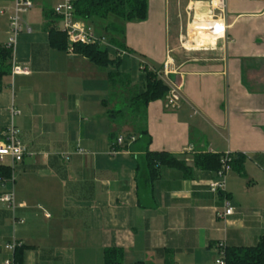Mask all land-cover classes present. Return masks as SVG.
Returning <instances> with one entry per match:
<instances>
[{
	"label": "crops",
	"instance_id": "0c3cea01",
	"mask_svg": "<svg viewBox=\"0 0 264 264\" xmlns=\"http://www.w3.org/2000/svg\"><path fill=\"white\" fill-rule=\"evenodd\" d=\"M40 1L0 83V144L14 126L25 149L21 162L5 159L12 179L0 184V264H103L106 248L121 249L125 264H215L219 243L255 246L264 237V0H225L223 17L209 0H147V19L124 26L128 56L110 69L137 68L142 90V67L161 72L169 61L164 83L179 87L181 100L175 110L150 102L141 122L121 127L109 111L128 97L113 100L108 68L50 45L49 29L61 25L49 2L33 13ZM8 37L7 17L0 45ZM15 66L27 73L13 74ZM139 128L149 151L190 167L186 177L161 166L144 204L139 153L128 140L112 153L109 140L135 141ZM203 153L242 154L244 175L230 170L224 194L212 192L216 172L194 167ZM8 194L13 205L1 200ZM223 196L233 213L219 218Z\"/></svg>",
	"mask_w": 264,
	"mask_h": 264
},
{
	"label": "trees",
	"instance_id": "16d2710c",
	"mask_svg": "<svg viewBox=\"0 0 264 264\" xmlns=\"http://www.w3.org/2000/svg\"><path fill=\"white\" fill-rule=\"evenodd\" d=\"M73 14L77 20L99 22L101 32L107 35L108 41L125 49L123 45L124 26L127 23L143 22L147 19V0H73ZM53 17L59 20L52 12ZM50 45L58 50L68 53V42L66 34L57 28L48 31ZM73 54L81 55L90 62L101 68H108V77L113 87L117 84L127 85L129 83L126 75H119L113 65L119 59L114 58L108 49H102L96 45L73 44ZM11 49L0 45V83L1 79L11 73ZM1 86V84H0ZM169 92L168 86L160 79L155 71L144 68V87L142 90H128L129 105L144 116L146 106L153 101L165 99ZM122 110L113 109L109 111V118ZM115 134L109 137L111 146L117 149ZM151 138L145 129H138V137L132 143L131 151L139 155L136 161V183L139 202L144 204L146 196L151 194L152 184L158 178L161 166H167L181 170L186 177L189 176L190 167L182 160L166 152H151L149 145ZM224 155L203 153L195 155L194 167L203 170L217 172L221 169V160ZM230 169L244 175L245 157L242 154L229 155ZM12 179V168L0 164V184ZM224 264H264V237L253 247H229L225 249ZM103 264H125L123 251L119 248H106L103 251ZM133 264H143L141 262Z\"/></svg>",
	"mask_w": 264,
	"mask_h": 264
},
{
	"label": "built area",
	"instance_id": "2783aa9c",
	"mask_svg": "<svg viewBox=\"0 0 264 264\" xmlns=\"http://www.w3.org/2000/svg\"><path fill=\"white\" fill-rule=\"evenodd\" d=\"M11 4V12L8 17V42L6 47L14 50L15 42L17 35H19L23 30H25L23 26L22 16L27 14L34 6V0H7ZM225 0H209L210 8L212 10H218L221 17H223V12L225 10ZM73 0H62L58 2L53 7V14L60 21V30L66 34L67 42H68V53H73V44H81V45H96L102 49H108L112 55L120 59L122 57L128 56V52L124 49L116 47L112 43L108 41V39L104 36L95 34L90 27L85 25L81 20H77L73 14ZM214 27V26H213ZM29 31V29H27ZM144 66L143 64H141ZM171 63L166 61L163 64L162 71L156 72L157 76L165 82L169 74H171ZM145 68V67H142ZM150 71H154L153 69H148ZM13 74H23L27 73L26 68H21L19 66H15L12 69ZM166 83V82H165ZM168 84V83H167ZM166 84V85H167ZM169 92L165 97V107L168 110H175L178 108L179 102L181 100L180 89L179 87L170 85L168 86ZM134 138L129 137L128 143H133ZM123 144V140L117 139L116 145L121 146ZM116 149L112 148V153H116ZM25 155V149L22 146L20 140L18 139V131L14 126H11L7 129V131L3 135V144H0V164L6 165L5 159L10 161V166H13L15 163H19L23 160ZM230 154H226L223 156L221 163V169L216 172L217 179L212 181L209 184V189L212 192L224 194L225 192V181L227 174L230 169ZM2 201L8 202L10 205H13V196L12 194H8L2 197ZM223 211L217 213V217L226 218L233 213V209L230 205L228 198L223 196ZM16 247L14 242L8 244L6 248L10 251H13ZM226 246L224 243H219L217 245V258L215 260V264H224V254H225ZM3 264H13L12 260H6Z\"/></svg>",
	"mask_w": 264,
	"mask_h": 264
},
{
	"label": "rangeland",
	"instance_id": "374dc122",
	"mask_svg": "<svg viewBox=\"0 0 264 264\" xmlns=\"http://www.w3.org/2000/svg\"><path fill=\"white\" fill-rule=\"evenodd\" d=\"M62 0H41L39 2V6L35 5V9L33 11L34 14L37 15V17L39 18L41 16V7L43 2H49L51 7L55 4H57L58 2H61ZM37 4V3H36ZM9 6L11 5L9 1L7 0H0V38L3 37V35L5 34V26L7 24V17H9V14L7 13L6 10L3 9L4 6ZM29 13V12H28ZM25 17H30V15H24L22 16V21ZM36 21V19H33L32 22ZM83 22V21H82ZM85 25H87L88 27H90V29L97 35L102 34L101 32V25L99 22H94V21H88V22H83ZM104 35V33L102 34ZM106 38L108 39L107 35ZM121 72V69H120ZM127 73V74H126ZM124 73V75L126 76H122V77H126L128 80V83L130 84L129 87L127 88V85H121V84H117V87L115 89V93H116V98L115 99H119L122 101L121 98H119V96H125L128 97L126 98L127 101L129 100V96H127V92L128 90H138V88L140 89L142 86V81L139 78V70L137 68H135V70L129 71ZM126 99H124V102H122V104H118L117 107L115 109H120L122 110V112H118L117 114H115V118H117V121L119 120L120 122H118L120 124V127L126 122L128 125L132 124L134 121H139L141 122L143 120V115L140 113H136L137 110L134 107H131V105H129V102L126 101ZM136 117V119H135ZM131 126V125H130ZM118 127V126H117ZM119 129V127H118ZM125 131V130H124ZM119 139L123 140V144L126 142L125 140L129 139V135L126 134L125 136H121L119 137ZM122 144V145H123Z\"/></svg>",
	"mask_w": 264,
	"mask_h": 264
},
{
	"label": "bare ground",
	"instance_id": "6f19581e",
	"mask_svg": "<svg viewBox=\"0 0 264 264\" xmlns=\"http://www.w3.org/2000/svg\"><path fill=\"white\" fill-rule=\"evenodd\" d=\"M201 37V36H200ZM202 38H204V36H202Z\"/></svg>",
	"mask_w": 264,
	"mask_h": 264
}]
</instances>
